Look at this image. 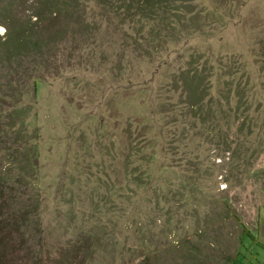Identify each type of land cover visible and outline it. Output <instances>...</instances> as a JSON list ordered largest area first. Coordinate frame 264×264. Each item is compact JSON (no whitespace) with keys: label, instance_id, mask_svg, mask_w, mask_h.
<instances>
[{"label":"rangeland","instance_id":"1","mask_svg":"<svg viewBox=\"0 0 264 264\" xmlns=\"http://www.w3.org/2000/svg\"><path fill=\"white\" fill-rule=\"evenodd\" d=\"M130 1L79 0L87 31L0 68L12 264H234L245 228L264 243V0Z\"/></svg>","mask_w":264,"mask_h":264},{"label":"trees","instance_id":"2","mask_svg":"<svg viewBox=\"0 0 264 264\" xmlns=\"http://www.w3.org/2000/svg\"><path fill=\"white\" fill-rule=\"evenodd\" d=\"M27 1L32 3L28 13L20 11L19 6ZM130 2L137 11L142 12V15H156L172 1L131 0ZM150 12L151 14H148ZM81 15L79 0H0V25L6 30V33L0 37V68H9L12 71L10 73H13L15 67L22 64L31 54H40V50L49 47L50 43H60L71 32L84 33L89 26L83 22ZM74 26H78V31ZM2 197H0L1 214L9 208L7 204L9 198ZM26 215H28L27 210L24 215L19 214L17 217L16 214L19 219L15 218L13 224L22 225L21 217ZM2 217L0 216V264H12L8 252L5 251V245L12 241L10 220ZM21 236L24 238L23 234ZM23 240L22 243L27 241L25 238ZM241 242L242 249L234 264L238 263L243 249H248V245L264 248V243L258 242L257 236L246 228L242 232Z\"/></svg>","mask_w":264,"mask_h":264}]
</instances>
